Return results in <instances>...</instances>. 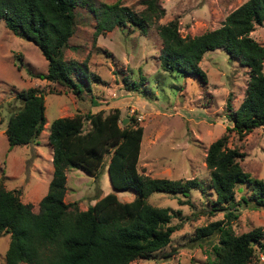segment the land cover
I'll use <instances>...</instances> for the list:
<instances>
[{
    "label": "trees",
    "instance_id": "1",
    "mask_svg": "<svg viewBox=\"0 0 264 264\" xmlns=\"http://www.w3.org/2000/svg\"><path fill=\"white\" fill-rule=\"evenodd\" d=\"M141 1L144 7L135 11L119 0L98 5L93 0H0V19L14 34L35 43L46 58V70L36 75L80 92L89 85V79L74 60L63 57L75 29L74 7L87 5L93 13L95 38L104 30L127 23L145 32L154 18L164 13V7L158 0ZM263 19L264 0H244L225 15L220 25L199 33H180L175 18L157 24L161 38L158 58L165 70L194 75L205 83L206 72L199 60L206 50L216 47L248 66L247 85L239 104L232 107L231 93L225 100L232 124H227L226 131L210 141L206 149L205 163L215 192L210 213L231 205L237 182H249L255 188L251 203L242 196L244 205H264V179L242 169L238 158L243 152L227 145L228 129L242 136L264 124V44L250 35ZM74 71L82 72L85 79L74 75ZM93 77L101 79L98 74ZM140 77L131 87L137 88L143 82V75ZM15 95L21 104L9 113L4 128L9 146L32 141L46 122L42 90L30 85ZM84 116L90 124L86 129L78 113L58 115L50 121L47 139L52 145V175L37 210L30 201L21 200L18 187L7 188L0 181V234L10 235L4 264H129L136 257L151 256L169 242L178 225L170 222L173 210L169 206L154 205L147 196L153 191L188 196L193 187L203 189L195 177L140 172L137 161L143 126L131 116V121L121 125L119 107L105 114L101 110L88 111ZM105 154L112 187L131 189L133 197L123 200L109 191L85 208H80L76 200L66 201L65 168L74 165L96 176ZM225 215L226 219L197 226L194 238L219 233L211 264H252L254 247L264 249L263 227L256 225L236 233L229 221L237 212L228 208Z\"/></svg>",
    "mask_w": 264,
    "mask_h": 264
},
{
    "label": "rangeland",
    "instance_id": "2",
    "mask_svg": "<svg viewBox=\"0 0 264 264\" xmlns=\"http://www.w3.org/2000/svg\"><path fill=\"white\" fill-rule=\"evenodd\" d=\"M103 1L115 0H93V3L98 5ZM119 1L135 11L144 7L141 0ZM158 1L164 13L154 18L145 32L127 23L104 30L95 38L93 13L87 5L74 7L75 29L63 57L74 60L89 79V85H84L80 92L36 75L46 70V58L35 43L14 34L0 19V181L7 188L18 187L21 200L30 201L33 210H37L38 199L46 191L43 192V186L47 187L52 175V145L47 139L50 121L58 115L78 113L83 116V129H86L90 125L84 116L86 112L101 110L105 114L117 106L121 125V118L128 116L126 123L132 117L143 126L137 161L140 172L151 176L195 177L203 185V189L191 188L188 196L168 191H153L147 196V201L154 205L169 206L173 210L170 222L178 226L165 246L151 256L136 257L129 264H211L219 233L194 238L197 226L217 218L226 219L225 211L230 208L237 212L229 221L234 232L256 225L264 230V205L252 207L242 201V196L250 203L254 200L252 183L237 182L231 205L212 213L208 211L215 192L205 163L206 149L210 141L226 131L227 124H232L225 100L231 93L232 107L239 104L247 85L248 66L216 47L206 50L199 60L206 72L205 83L194 75L165 70L158 58L161 38L157 24L175 18L180 33H199L220 25L225 15L244 0ZM250 35L264 44V19L254 25ZM262 64L264 70V58ZM82 72L73 74L84 80ZM93 74L101 79L95 80ZM141 75L143 82L137 88L131 87ZM30 85L44 93L46 122L29 144H13L8 149L4 128L9 113L21 104L16 91ZM35 142L37 145H33ZM227 145L243 152L238 158L242 169L264 179V124L252 127L242 136L228 129ZM107 157L105 154L96 176L74 165L65 168L66 201L76 200L80 208H85L109 191L123 200L133 197L131 189L112 187L106 170ZM36 185L42 189L39 194H32ZM9 238V232L0 234V264L5 263ZM261 251L264 249L254 247L252 264H264Z\"/></svg>",
    "mask_w": 264,
    "mask_h": 264
},
{
    "label": "crops",
    "instance_id": "3",
    "mask_svg": "<svg viewBox=\"0 0 264 264\" xmlns=\"http://www.w3.org/2000/svg\"><path fill=\"white\" fill-rule=\"evenodd\" d=\"M30 142H28V143H25L24 145H27V144H29ZM33 145H37V143L35 142V143H33ZM11 146H9L8 145V149L10 148ZM52 155V150H51V153H50V156ZM29 182V181H28ZM28 182L27 183H25L24 185H25V187H23L24 188V190H25V188H26V185L28 184ZM40 189H42V187H41V185H36L34 188H33V190H32V194H34L35 192L36 193H38L39 194V192H40ZM43 192L47 189V187L44 185L43 186ZM25 192V191H24ZM30 193V194H31ZM39 200V199H38Z\"/></svg>",
    "mask_w": 264,
    "mask_h": 264
},
{
    "label": "water",
    "instance_id": "4",
    "mask_svg": "<svg viewBox=\"0 0 264 264\" xmlns=\"http://www.w3.org/2000/svg\"><path fill=\"white\" fill-rule=\"evenodd\" d=\"M128 120H129L128 116H123L122 119H121V122H122V124H125L126 121H128Z\"/></svg>",
    "mask_w": 264,
    "mask_h": 264
},
{
    "label": "built area",
    "instance_id": "5",
    "mask_svg": "<svg viewBox=\"0 0 264 264\" xmlns=\"http://www.w3.org/2000/svg\"><path fill=\"white\" fill-rule=\"evenodd\" d=\"M260 258H261L262 260H264V251H261V253H260Z\"/></svg>",
    "mask_w": 264,
    "mask_h": 264
}]
</instances>
